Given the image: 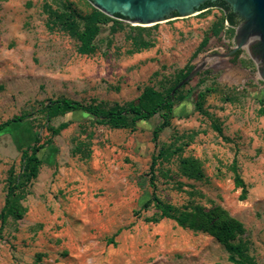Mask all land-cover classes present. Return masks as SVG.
<instances>
[{
	"label": "rangeland",
	"instance_id": "obj_1",
	"mask_svg": "<svg viewBox=\"0 0 264 264\" xmlns=\"http://www.w3.org/2000/svg\"><path fill=\"white\" fill-rule=\"evenodd\" d=\"M66 7L79 17L95 9L87 0H0V124L29 115L0 133V210L21 151L50 138L38 112L48 100L110 109L135 103L145 88L166 94L196 65L204 69L178 90L157 145L152 132L159 115L124 128L81 112L52 119L50 126L66 127L38 154L41 167L26 189L23 218L8 219L0 231V264H232L211 236L168 219L146 221L160 216L153 204L143 205L151 199L149 167L161 148L167 155L154 170L158 198L177 211L221 206L243 224L237 242L246 255L264 264V83L243 71H254L245 54L240 80H218L235 37L224 14L211 8L153 26L107 16L95 52L80 55L66 30L48 24L49 8ZM76 23L82 28L81 19ZM139 43L151 47L136 53ZM199 93L204 114L195 108ZM185 159L199 162L200 179L183 175ZM234 162L244 200L234 185Z\"/></svg>",
	"mask_w": 264,
	"mask_h": 264
},
{
	"label": "trees",
	"instance_id": "obj_2",
	"mask_svg": "<svg viewBox=\"0 0 264 264\" xmlns=\"http://www.w3.org/2000/svg\"><path fill=\"white\" fill-rule=\"evenodd\" d=\"M221 5L223 6V2H217V4H213L212 7H217L224 14L225 22L231 27L232 33H234L239 18L230 11L222 8ZM48 17L49 25H60L62 29L66 30V32H68L70 36L77 41V52L80 55H92L95 52L96 46L94 44V40L100 33L101 26L110 21V18L96 9H92L91 13L85 17H79L70 7H66L65 10L61 12L49 8ZM77 18L82 20V28H80L76 23ZM114 19L126 20L120 15H115ZM217 33L218 32L215 34L217 35ZM206 43L207 40H205L201 46H205ZM138 45V48L135 50L136 53L142 49L151 47V44L148 43H139ZM189 73L190 70L182 76L181 80ZM176 84L172 86L166 94H161L151 88H145L135 103H130L124 106H115L110 109H102L97 105H84L78 101L66 98L48 100L46 104L38 110V112L43 115V119L46 124L45 128L49 131L50 138L44 144L31 145L21 151L20 168L17 174L14 169H10L7 178L4 205L0 210V231H2L8 219L11 218L14 220H20L23 218L26 210L22 206V202L25 199L26 189L31 182L36 179L41 167V160L38 154L45 147V145L51 142V139L54 136L59 135L60 131L66 127V124L64 123L56 128L50 126L49 124L52 119L67 113L81 112L96 118L102 124H108L113 128H124L134 126L139 121H147L155 115H159L161 122L153 129L152 132V141L155 145H157V139L160 133H162L163 130L170 125L173 109L176 106V95L178 90L174 93V95H171V92L176 87ZM203 97L204 93L198 94V99L195 102V108L197 111L204 114L205 112L201 102ZM28 118L29 115L25 114L13 117L10 120L1 123L0 133L10 125L21 123ZM214 129L218 133L221 132L220 128L217 126H214ZM166 155V150L163 148L159 149L158 155L152 158V162L149 167L152 194L151 199L145 202L143 208L153 204L160 212V216L158 219L146 221L157 223L161 219L172 220L180 228L205 233L214 238L227 252L228 262L232 264H256L252 258L246 255V246L241 243V240L237 242V240L245 234L243 224L231 217L221 206L216 204H211L209 207L195 205L189 209L177 211L173 208V206L164 204L158 198L156 195L155 184L153 182L154 170L157 160L165 159ZM181 170L183 175L189 179L193 178L198 180L201 178V168L197 160H182ZM232 172L234 175V185L241 189L240 199L244 200L246 198L247 190L243 180L238 175L235 162L232 166ZM109 241L110 243H113L112 239Z\"/></svg>",
	"mask_w": 264,
	"mask_h": 264
},
{
	"label": "water",
	"instance_id": "obj_3",
	"mask_svg": "<svg viewBox=\"0 0 264 264\" xmlns=\"http://www.w3.org/2000/svg\"><path fill=\"white\" fill-rule=\"evenodd\" d=\"M106 16L120 15L127 22L140 26H153L175 17H187L199 12L200 5L210 2H223L235 16L244 20L236 28L234 47L230 54L248 48V40L258 37L262 45L264 59V0H87ZM215 8V7H214ZM211 9V8H209ZM173 13L176 15L174 16ZM226 23V22H225ZM227 24V23H226ZM221 56L216 54L211 57ZM204 69V63L196 65L191 72L173 89L171 95L192 80ZM238 68L227 64L226 71L218 80L235 82L241 79ZM264 83V71L258 74Z\"/></svg>",
	"mask_w": 264,
	"mask_h": 264
},
{
	"label": "flooded vegetation",
	"instance_id": "obj_4",
	"mask_svg": "<svg viewBox=\"0 0 264 264\" xmlns=\"http://www.w3.org/2000/svg\"><path fill=\"white\" fill-rule=\"evenodd\" d=\"M213 4H217V2H214V3L206 2V3L202 4V5H200L199 12H202V11L207 10L209 8H214L215 6L212 7ZM222 8H224L225 10L230 11L229 10L230 9L229 6H227L225 3H223ZM173 15L175 16L176 14L173 13ZM243 22H244V20L239 18L237 26L235 27V29L237 27H239ZM231 50L232 49L228 50L227 51V55H225V57H224V59L227 60V64L229 66L237 68L239 66V64H240L239 61H240L241 55L245 54L246 58L248 60H250V62L253 64L254 71L250 72V71H248L246 69L243 70V68H242L243 71L247 72L250 76L251 75L252 76H255V75L258 76V74H260L261 72L264 71V59L262 57V45H261L258 37L250 38L248 40V48L247 49L238 50L235 53L230 54ZM239 70H241V68H239Z\"/></svg>",
	"mask_w": 264,
	"mask_h": 264
}]
</instances>
